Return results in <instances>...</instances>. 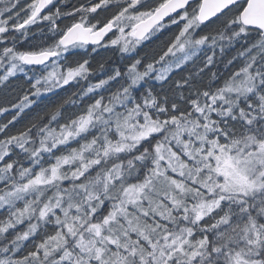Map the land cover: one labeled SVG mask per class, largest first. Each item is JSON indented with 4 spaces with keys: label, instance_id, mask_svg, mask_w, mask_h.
Listing matches in <instances>:
<instances>
[{
    "label": "snow or ice",
    "instance_id": "6c2138e0",
    "mask_svg": "<svg viewBox=\"0 0 264 264\" xmlns=\"http://www.w3.org/2000/svg\"><path fill=\"white\" fill-rule=\"evenodd\" d=\"M12 79L0 264H264V0H0Z\"/></svg>",
    "mask_w": 264,
    "mask_h": 264
},
{
    "label": "trees",
    "instance_id": "16d2710c",
    "mask_svg": "<svg viewBox=\"0 0 264 264\" xmlns=\"http://www.w3.org/2000/svg\"><path fill=\"white\" fill-rule=\"evenodd\" d=\"M147 47H151V45H146L145 48H142L140 51L143 52L147 49ZM101 62H107L109 66L115 67L117 65L122 66L120 61V54L116 50H105L103 48L99 49L97 53L92 54L91 63L94 69L98 68V64ZM19 81L17 79H12L7 88L0 86V98H3L7 91L11 90V88L16 87ZM55 99V97L53 98ZM10 118V116L8 117ZM3 119V117H0ZM27 120V117H24V120H21V124H23ZM20 125H17L19 127Z\"/></svg>",
    "mask_w": 264,
    "mask_h": 264
}]
</instances>
